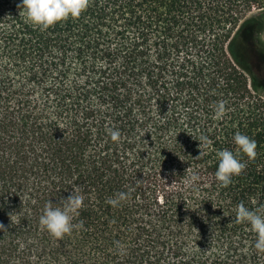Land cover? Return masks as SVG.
Returning <instances> with one entry per match:
<instances>
[{
	"label": "trees",
	"instance_id": "16d2710c",
	"mask_svg": "<svg viewBox=\"0 0 264 264\" xmlns=\"http://www.w3.org/2000/svg\"><path fill=\"white\" fill-rule=\"evenodd\" d=\"M248 1L88 0L41 30L0 0V264H264L235 220L240 204L264 213V25ZM235 133L256 156L225 187L217 152ZM73 188L83 227L58 240L39 217Z\"/></svg>",
	"mask_w": 264,
	"mask_h": 264
},
{
	"label": "clouds",
	"instance_id": "9594fccd",
	"mask_svg": "<svg viewBox=\"0 0 264 264\" xmlns=\"http://www.w3.org/2000/svg\"><path fill=\"white\" fill-rule=\"evenodd\" d=\"M88 0H21L18 5L23 10L26 22L38 26L41 30L57 22L68 18H77L86 9ZM224 112V105L220 103L216 106V116L219 117ZM111 136L116 140L119 136L118 131H112ZM205 138H201L204 140ZM201 143V141L199 140ZM233 143L236 146L235 152L224 149L217 152L218 166L215 171V179L221 186H228L232 177L239 175L245 168V163L239 158L247 156L249 160L256 156V142L242 133H235ZM199 180V176L193 173L189 177L192 184ZM127 194L118 193L114 198L107 200L112 206H117L126 199ZM83 197L76 188H73L66 198H62L59 204L51 201L45 206L42 215L39 217V224L52 237L62 239L66 234H70L74 228L83 227V223L78 225L73 223V218L78 209L82 206ZM236 222H246L256 235L254 248L258 252L264 253V213L253 212L243 204L237 206ZM4 225L0 224V230Z\"/></svg>",
	"mask_w": 264,
	"mask_h": 264
},
{
	"label": "rangeland",
	"instance_id": "374dc122",
	"mask_svg": "<svg viewBox=\"0 0 264 264\" xmlns=\"http://www.w3.org/2000/svg\"><path fill=\"white\" fill-rule=\"evenodd\" d=\"M248 2V7L243 13L244 18L246 20L259 18L264 25V0H249ZM259 39L264 45V30L260 33Z\"/></svg>",
	"mask_w": 264,
	"mask_h": 264
}]
</instances>
